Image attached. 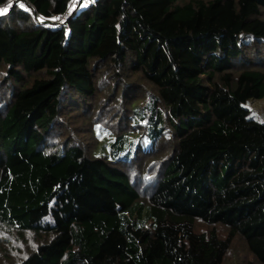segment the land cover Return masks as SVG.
<instances>
[{"label":"trees","instance_id":"16d2710c","mask_svg":"<svg viewBox=\"0 0 264 264\" xmlns=\"http://www.w3.org/2000/svg\"><path fill=\"white\" fill-rule=\"evenodd\" d=\"M69 1L0 0V227L47 237L18 264H227L236 237L253 260L233 264H264V122L245 106L264 98V0H81L57 27ZM100 92L112 146L151 150L71 142Z\"/></svg>","mask_w":264,"mask_h":264},{"label":"rangeland","instance_id":"374dc122","mask_svg":"<svg viewBox=\"0 0 264 264\" xmlns=\"http://www.w3.org/2000/svg\"><path fill=\"white\" fill-rule=\"evenodd\" d=\"M83 3L86 5L87 0ZM250 39L251 37L243 36L242 42L247 43ZM95 102V104H92L89 108V113L87 115L84 113L81 114L80 112L78 115L73 113L71 116H67L65 123L69 125V128L74 130L73 136H71V142L74 143L77 141L79 144L83 145L86 153L92 156L110 157V155L115 154L118 158L129 159H133L139 150L147 152L153 148V140L149 138L142 140L137 135H128L125 137L123 148L121 150H116V148L112 146V141L118 133V130H116L118 124L115 118L119 116L120 110L117 101L111 97L109 92H100ZM245 106L249 110L250 118L259 122H264V98L250 99ZM98 121H102L106 127L98 126L95 130L93 122L97 123ZM124 127L125 126H123V128ZM111 128L114 134L110 133ZM68 131L69 130L64 132L62 138L57 141L58 143H63L65 139H70L66 136ZM113 151H115L114 154ZM162 155V152L158 153L155 158H162ZM147 163L144 164L143 161H140L136 166H129V168H126L134 179L137 175L140 176V178H136L137 182L135 181V183L141 191L143 199H146L148 196L145 192L147 185L144 179L151 177L149 175L152 173L156 174L155 170L151 171L152 168H150L154 163L150 164V171H147L149 165H147ZM196 224V228L200 232H209L211 229H215L223 237L228 234V230L222 225L208 226L201 221H197ZM46 238V236H37L30 232L21 236L14 230H7L4 227H0V264H18L21 258L27 255L30 250H33L38 243ZM240 260L251 261L253 257L248 252L244 241L236 237L233 239L232 249L228 255L227 264H233Z\"/></svg>","mask_w":264,"mask_h":264},{"label":"built area","instance_id":"2783aa9c","mask_svg":"<svg viewBox=\"0 0 264 264\" xmlns=\"http://www.w3.org/2000/svg\"><path fill=\"white\" fill-rule=\"evenodd\" d=\"M80 2H81V0H70L67 11L60 16H56L51 21L57 27L61 26L62 24H64L66 22V20L69 18V16L73 13L74 8L77 7L80 4ZM7 6H8V3H5L1 6V8L6 9ZM43 25L45 26L46 23L44 22Z\"/></svg>","mask_w":264,"mask_h":264},{"label":"snow or ice","instance_id":"6c2138e0","mask_svg":"<svg viewBox=\"0 0 264 264\" xmlns=\"http://www.w3.org/2000/svg\"><path fill=\"white\" fill-rule=\"evenodd\" d=\"M5 11H7V9L0 10V15H2Z\"/></svg>","mask_w":264,"mask_h":264}]
</instances>
